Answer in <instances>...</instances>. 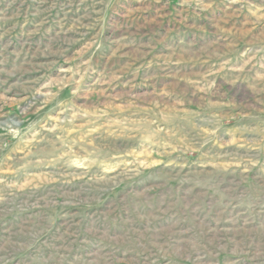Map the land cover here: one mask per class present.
I'll list each match as a JSON object with an SVG mask.
<instances>
[{
	"label": "rangeland",
	"instance_id": "1",
	"mask_svg": "<svg viewBox=\"0 0 264 264\" xmlns=\"http://www.w3.org/2000/svg\"><path fill=\"white\" fill-rule=\"evenodd\" d=\"M0 264H264V0H0Z\"/></svg>",
	"mask_w": 264,
	"mask_h": 264
}]
</instances>
